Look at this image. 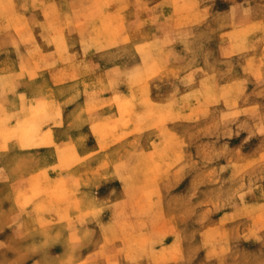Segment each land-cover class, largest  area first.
<instances>
[{
  "label": "rangeland",
  "instance_id": "obj_1",
  "mask_svg": "<svg viewBox=\"0 0 264 264\" xmlns=\"http://www.w3.org/2000/svg\"><path fill=\"white\" fill-rule=\"evenodd\" d=\"M70 2L0 0V264H264V13L250 7L264 0L118 2V24L188 59L193 94L159 82L156 108L146 81L117 75L132 102L84 156L53 140L56 103L13 98L9 73L15 31L26 42L29 25L102 24L117 7Z\"/></svg>",
  "mask_w": 264,
  "mask_h": 264
},
{
  "label": "crops",
  "instance_id": "obj_2",
  "mask_svg": "<svg viewBox=\"0 0 264 264\" xmlns=\"http://www.w3.org/2000/svg\"><path fill=\"white\" fill-rule=\"evenodd\" d=\"M70 1L71 5L77 6L79 2L89 0ZM91 1L92 7L100 0ZM113 1L117 7L104 15L105 23L102 24H88L84 17L79 24L29 25L22 31L26 34V42L17 40L16 31L13 33V46L23 48L18 51L9 71L13 98L22 93L31 104L41 101L49 105L51 111L56 103L54 108L60 114L61 125L60 129L51 127L53 140L63 146L75 145L78 156L108 143L109 131L117 118L116 106L132 102V91L125 84L116 91L113 82L117 75L146 81L147 100L155 107L165 104L155 99L159 82L173 80V89L175 86L182 88L177 98L193 94L190 87L194 83L190 81L196 77L178 47L165 42L167 38L158 30L133 26L129 15L125 14L122 17L124 23L118 24L114 20L122 10L118 2L125 0ZM250 7L264 13V3H254ZM163 13L159 12V15ZM138 18V21H144L141 15ZM223 36L227 37V34ZM3 44L5 42L0 41V46ZM73 75L81 83L69 85ZM57 80H63L60 86H56ZM175 94L171 92L168 97H176ZM104 133L106 136H102Z\"/></svg>",
  "mask_w": 264,
  "mask_h": 264
}]
</instances>
